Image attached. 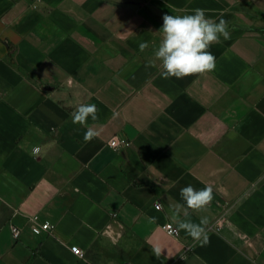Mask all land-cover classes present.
<instances>
[{
	"label": "crops",
	"instance_id": "obj_1",
	"mask_svg": "<svg viewBox=\"0 0 264 264\" xmlns=\"http://www.w3.org/2000/svg\"><path fill=\"white\" fill-rule=\"evenodd\" d=\"M196 8L230 39L214 71L165 79L162 17ZM207 184L208 242L169 235ZM0 264H264V0H0Z\"/></svg>",
	"mask_w": 264,
	"mask_h": 264
},
{
	"label": "clouds",
	"instance_id": "obj_2",
	"mask_svg": "<svg viewBox=\"0 0 264 264\" xmlns=\"http://www.w3.org/2000/svg\"><path fill=\"white\" fill-rule=\"evenodd\" d=\"M193 14L168 15L165 14L163 25L158 31L161 34L158 47L154 51L155 59L160 61L163 78L175 77L183 79L192 75H204L215 70L216 58L209 50L214 44L230 39L228 21L222 17L218 20L206 16V10L196 8ZM140 50L144 51L148 44H140ZM149 66H155L150 64ZM99 109L95 104H80L71 113L72 122L86 128L84 141L90 142L100 133L88 125V120L98 119ZM214 189L211 184L202 189H195L192 185L180 189V196L184 204L170 206V219L176 225V231H185L194 241L208 242L205 233L207 220L201 218L200 223L190 219V212L207 208L212 200ZM186 205V207H185ZM183 217V218H182ZM150 223H156L157 218L148 217ZM156 256L161 253L160 248L153 249Z\"/></svg>",
	"mask_w": 264,
	"mask_h": 264
},
{
	"label": "built area",
	"instance_id": "obj_3",
	"mask_svg": "<svg viewBox=\"0 0 264 264\" xmlns=\"http://www.w3.org/2000/svg\"><path fill=\"white\" fill-rule=\"evenodd\" d=\"M124 143H125L124 140H121V139L115 137L109 141L108 145L112 149L118 150L119 148H121L123 146ZM38 151H39V149H35L34 153L36 154V153H38ZM157 208L159 209V207H157ZM31 230H32V233L34 235H42L43 233H50L51 232V226L49 224H45L43 226H34L31 228ZM166 230H167L169 235H173V236L178 235V233H177V231L173 225H167ZM11 232H12V237H13L14 241H19L21 238L22 230L15 225H11ZM72 252L78 257L84 256V252L81 249H79L78 247L72 248Z\"/></svg>",
	"mask_w": 264,
	"mask_h": 264
}]
</instances>
